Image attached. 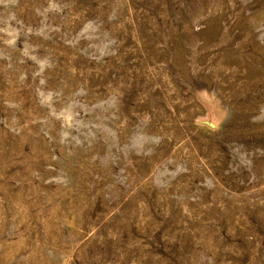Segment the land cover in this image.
<instances>
[{"label":"rangeland","instance_id":"obj_1","mask_svg":"<svg viewBox=\"0 0 264 264\" xmlns=\"http://www.w3.org/2000/svg\"><path fill=\"white\" fill-rule=\"evenodd\" d=\"M0 264H264V0H0Z\"/></svg>","mask_w":264,"mask_h":264}]
</instances>
